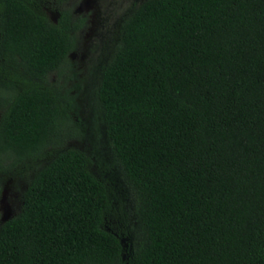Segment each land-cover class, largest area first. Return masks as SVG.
Instances as JSON below:
<instances>
[{
    "label": "trees",
    "instance_id": "trees-1",
    "mask_svg": "<svg viewBox=\"0 0 264 264\" xmlns=\"http://www.w3.org/2000/svg\"><path fill=\"white\" fill-rule=\"evenodd\" d=\"M38 1L0 0V197L32 173L0 264H264V0H144L122 21L92 94L122 227L94 155L67 146L85 17Z\"/></svg>",
    "mask_w": 264,
    "mask_h": 264
},
{
    "label": "rangeland",
    "instance_id": "rangeland-1",
    "mask_svg": "<svg viewBox=\"0 0 264 264\" xmlns=\"http://www.w3.org/2000/svg\"><path fill=\"white\" fill-rule=\"evenodd\" d=\"M144 0H39L41 10L56 20L59 11L69 9L73 15L85 17V24L78 32L76 49L70 58L74 63L82 90L78 97L79 116L83 132L79 139L70 141L67 146L76 147L95 157L93 170L106 181L125 210L130 207V198L121 185L116 169L110 166L103 125L92 109L93 90L99 81L101 65L106 63L120 39L122 21ZM32 172V171H31ZM32 173L10 175L2 183L0 197V224L17 214L22 206L23 194ZM119 211L108 220L107 225H126L127 212ZM129 218V217H128ZM131 222V221H130ZM129 222V223H130ZM128 231V230H126ZM132 233L122 237L124 249L128 248Z\"/></svg>",
    "mask_w": 264,
    "mask_h": 264
}]
</instances>
